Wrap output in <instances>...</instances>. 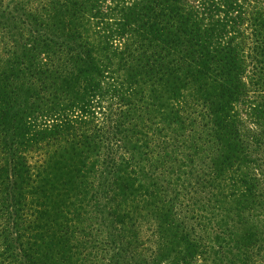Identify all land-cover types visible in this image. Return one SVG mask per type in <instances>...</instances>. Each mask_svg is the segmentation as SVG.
I'll return each mask as SVG.
<instances>
[{"label": "trees", "instance_id": "obj_1", "mask_svg": "<svg viewBox=\"0 0 264 264\" xmlns=\"http://www.w3.org/2000/svg\"><path fill=\"white\" fill-rule=\"evenodd\" d=\"M256 92L264 0H0V264H40L57 165L94 190L106 264H162L138 226L187 235L163 182L171 167L193 192L223 177L247 151L240 114L264 112Z\"/></svg>", "mask_w": 264, "mask_h": 264}, {"label": "rangeland", "instance_id": "obj_2", "mask_svg": "<svg viewBox=\"0 0 264 264\" xmlns=\"http://www.w3.org/2000/svg\"><path fill=\"white\" fill-rule=\"evenodd\" d=\"M254 95L257 105L264 103L260 92ZM240 115L244 122L241 133L247 151L241 159L233 160L223 177L212 180L211 185L195 184L199 187L193 192L186 187L188 182H184L186 172H180L179 167H171V174L167 173L172 179L163 182L164 191L160 193V199H166L172 208L177 207L176 222L187 235L183 239H176L169 224L160 233L156 222L158 219L153 215L146 221L142 220L138 228L144 231L146 237H150L148 247L158 251V262L264 264V112L254 110L252 118ZM165 131L169 132V128ZM180 142L183 143V139L176 143L178 150L182 147ZM167 146L161 148L162 160L168 159L165 156L167 150L173 155L172 146ZM149 155L152 156L151 153ZM60 166H56V188L48 195L51 209L42 208L46 218L53 219L55 230L47 234L49 238L40 249L42 257L39 262L106 264L116 251L114 244H107L109 237L106 233L96 231L99 224L95 227L91 221L98 220L96 208L92 206L94 190L88 185L83 188L70 186L69 166L59 169ZM134 178L139 179L128 191L140 196L146 192L143 189L145 181L141 175ZM160 186L162 184L158 190ZM133 194L130 201L131 209L135 212L143 205L135 201ZM62 225L71 226L69 233H61Z\"/></svg>", "mask_w": 264, "mask_h": 264}]
</instances>
